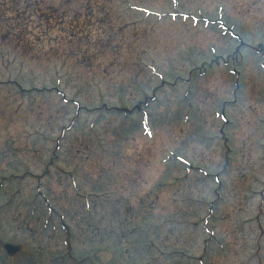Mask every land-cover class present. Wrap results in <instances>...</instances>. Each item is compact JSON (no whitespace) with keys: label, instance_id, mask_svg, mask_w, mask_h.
I'll list each match as a JSON object with an SVG mask.
<instances>
[{"label":"rangeland","instance_id":"1","mask_svg":"<svg viewBox=\"0 0 264 264\" xmlns=\"http://www.w3.org/2000/svg\"><path fill=\"white\" fill-rule=\"evenodd\" d=\"M263 52L264 0H0V264H264Z\"/></svg>","mask_w":264,"mask_h":264},{"label":"water","instance_id":"2","mask_svg":"<svg viewBox=\"0 0 264 264\" xmlns=\"http://www.w3.org/2000/svg\"><path fill=\"white\" fill-rule=\"evenodd\" d=\"M5 247L9 250V251H16L18 249V246L12 245V244H5Z\"/></svg>","mask_w":264,"mask_h":264}]
</instances>
